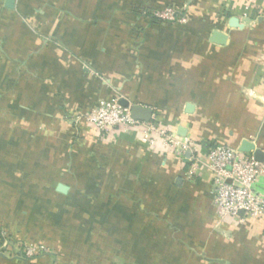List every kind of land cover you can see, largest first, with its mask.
<instances>
[{"label":"crops","instance_id":"1","mask_svg":"<svg viewBox=\"0 0 264 264\" xmlns=\"http://www.w3.org/2000/svg\"><path fill=\"white\" fill-rule=\"evenodd\" d=\"M168 1L0 0V128L24 135L37 185L13 203L44 211L52 252L0 264H264V218H222L204 165L217 145L264 154V0H176L185 24L138 28ZM121 100L200 153L82 118Z\"/></svg>","mask_w":264,"mask_h":264},{"label":"built area","instance_id":"2","mask_svg":"<svg viewBox=\"0 0 264 264\" xmlns=\"http://www.w3.org/2000/svg\"><path fill=\"white\" fill-rule=\"evenodd\" d=\"M82 118L100 132L139 130L143 140L154 149L160 143L163 151L179 155L187 151L200 153L199 147L181 142L160 125L135 121L131 109L122 107L118 102H100L91 112L82 115ZM204 165L214 173L213 202L222 218H264V197L256 190V184L264 174L262 163L237 148L217 145L208 152ZM6 238L8 234L0 227V241ZM23 247L28 258L41 254V249L35 246Z\"/></svg>","mask_w":264,"mask_h":264},{"label":"rangeland","instance_id":"3","mask_svg":"<svg viewBox=\"0 0 264 264\" xmlns=\"http://www.w3.org/2000/svg\"><path fill=\"white\" fill-rule=\"evenodd\" d=\"M185 23L186 18L180 13L176 0L158 4L147 15L137 17L135 22L138 28H178ZM23 136L18 130L6 133L0 128V227L8 234V238L0 241V253L9 254L12 258L20 255L27 261L41 259L51 261L49 258L52 252L47 245L48 242L36 238L38 228L35 217L37 216L38 219L39 213L44 211L26 208L21 201L13 203V200H17L22 194L30 195L37 186L35 181L21 178L22 174L31 173L33 169V162L28 155L30 151L21 150L17 145ZM7 138H10L11 145H7ZM8 170L10 172H7ZM34 194L32 193L31 196L34 197ZM4 198L11 199L7 202ZM41 199L44 202L48 201L43 195L37 200L38 203H41ZM2 200L6 203H2ZM43 234L46 238H51L49 231H43ZM23 245L26 248L35 246L41 249V254L28 258Z\"/></svg>","mask_w":264,"mask_h":264},{"label":"water","instance_id":"4","mask_svg":"<svg viewBox=\"0 0 264 264\" xmlns=\"http://www.w3.org/2000/svg\"><path fill=\"white\" fill-rule=\"evenodd\" d=\"M119 104L124 108L131 109V115L135 121L145 123H149L152 121L153 112L150 109L144 108L140 105L131 106L130 103L126 100H121ZM239 150L240 152L245 154L254 153V158L256 161L260 163L264 162V154L262 153V151L257 149L256 146L249 141H243Z\"/></svg>","mask_w":264,"mask_h":264}]
</instances>
